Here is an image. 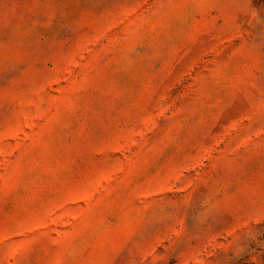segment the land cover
Masks as SVG:
<instances>
[{"label": "rangeland", "instance_id": "obj_1", "mask_svg": "<svg viewBox=\"0 0 264 264\" xmlns=\"http://www.w3.org/2000/svg\"><path fill=\"white\" fill-rule=\"evenodd\" d=\"M0 264H264V0H0Z\"/></svg>", "mask_w": 264, "mask_h": 264}]
</instances>
